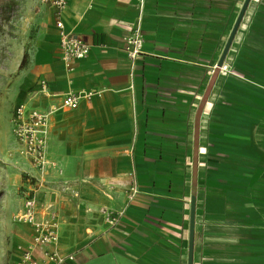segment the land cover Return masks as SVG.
<instances>
[{
    "label": "crops",
    "instance_id": "crops-1",
    "mask_svg": "<svg viewBox=\"0 0 264 264\" xmlns=\"http://www.w3.org/2000/svg\"><path fill=\"white\" fill-rule=\"evenodd\" d=\"M244 1L67 0L63 30L91 45L69 65L42 4L36 42L49 58L30 76L51 81L33 107H54L42 167L54 192L38 214L57 213L59 241L39 261L50 250L61 264H188L193 228V264H264V0H251L218 67ZM131 28L144 35L136 59ZM104 207L125 215L111 226Z\"/></svg>",
    "mask_w": 264,
    "mask_h": 264
},
{
    "label": "rangeland",
    "instance_id": "rangeland-1",
    "mask_svg": "<svg viewBox=\"0 0 264 264\" xmlns=\"http://www.w3.org/2000/svg\"><path fill=\"white\" fill-rule=\"evenodd\" d=\"M44 3L49 5L43 0H0V264H15L28 245L29 240L25 242L22 235L31 230L15 220L25 199L34 198L39 212L44 207L45 194L54 192V173L43 177V169L37 170L20 153L12 122L16 105L33 107L39 91L51 84L42 76H30L34 75L36 61L49 58V49L36 42ZM23 71L29 75L21 79ZM53 162H48L52 169ZM60 179L66 185L67 178Z\"/></svg>",
    "mask_w": 264,
    "mask_h": 264
},
{
    "label": "built area",
    "instance_id": "built-area-1",
    "mask_svg": "<svg viewBox=\"0 0 264 264\" xmlns=\"http://www.w3.org/2000/svg\"><path fill=\"white\" fill-rule=\"evenodd\" d=\"M51 5L56 13V24L64 29L61 20L62 11L67 5V0H43ZM132 35L126 39L127 52L130 59H136L142 54L144 35L138 28H131ZM60 47L62 58L69 65L72 60L83 59L90 53L91 45L83 38L72 32L62 31ZM94 91L86 93L83 97L80 93H70L63 99V105L68 108H77L82 98L91 99ZM54 107L50 110H41L29 107L24 103L16 105L12 122L13 134L19 145L20 153L30 159L32 163L42 168L46 164L48 147L50 116ZM136 183L130 187L129 199L132 200L138 193ZM106 221L111 225H117L125 215V210H114L106 207L101 209ZM15 220L21 224L33 228V241L28 244L20 259L15 264H61L64 261L56 251H45V259L39 261L35 257V250L59 241L58 219L55 211H50L47 216H40L36 211V201L27 197L23 209L15 215Z\"/></svg>",
    "mask_w": 264,
    "mask_h": 264
},
{
    "label": "water",
    "instance_id": "water-1",
    "mask_svg": "<svg viewBox=\"0 0 264 264\" xmlns=\"http://www.w3.org/2000/svg\"><path fill=\"white\" fill-rule=\"evenodd\" d=\"M250 2H251V0H245L243 5H242V8L240 10V13H239L237 19H236L234 27H233V29H232V31L230 33V36H229L228 41L226 43V46H225V48L223 50V53H222V55H221V57L219 59L218 67H221L223 62H224V60H225V57H226V55H227V53H228V51H229V49H230V47L232 45V42H233V40L235 38V35H236V33H237L238 29H239V26H240V24L242 22V19L244 17V14H245ZM188 264H193V228L191 230V235H190Z\"/></svg>",
    "mask_w": 264,
    "mask_h": 264
}]
</instances>
